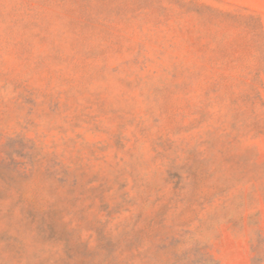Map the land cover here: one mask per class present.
<instances>
[{
	"label": "rangeland",
	"instance_id": "rangeland-1",
	"mask_svg": "<svg viewBox=\"0 0 264 264\" xmlns=\"http://www.w3.org/2000/svg\"><path fill=\"white\" fill-rule=\"evenodd\" d=\"M0 264H264V0H0Z\"/></svg>",
	"mask_w": 264,
	"mask_h": 264
}]
</instances>
